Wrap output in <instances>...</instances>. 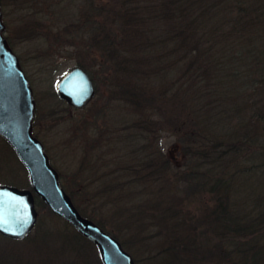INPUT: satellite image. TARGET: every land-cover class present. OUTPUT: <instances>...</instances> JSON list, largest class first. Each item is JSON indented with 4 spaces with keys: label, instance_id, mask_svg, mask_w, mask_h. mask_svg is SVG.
<instances>
[{
    "label": "rangeland",
    "instance_id": "rangeland-1",
    "mask_svg": "<svg viewBox=\"0 0 264 264\" xmlns=\"http://www.w3.org/2000/svg\"><path fill=\"white\" fill-rule=\"evenodd\" d=\"M0 1L6 39L21 61L20 66L28 77L35 101L32 133L43 145L49 163L57 172L59 182L72 199L73 205L101 222L106 230L128 248L125 249L135 264H234L233 252L227 254L219 250L221 244H226V241L220 240L221 236L224 239L228 236V231L224 230L222 223L198 222L206 216L205 213L212 212L206 210L213 207L218 193L208 192L207 186L196 192H187L188 181L184 180L195 163L193 146H180L179 132L173 130L175 127L172 121L162 119L159 122L157 119L160 117L151 113L146 116L149 122H142L145 116L139 115L141 109H133L132 105L123 100L124 92L121 93L120 88L114 87L112 81L107 79V76L111 77L112 72L108 71L106 66L102 68L98 65L103 58L99 55L101 50L97 48L94 39H91L96 37L92 33L100 32L104 27L113 29L114 32L117 27L114 25L112 14H105L106 8L101 5L103 0H48L47 3L45 0ZM82 12L93 18L85 20ZM89 24H93V27ZM131 27L133 28V25ZM119 37L121 34L116 33L112 39L113 47H119L124 53L125 46L118 40ZM75 65L84 66L95 82V96L90 104L82 109L67 105L58 97L55 88L62 74ZM153 81L159 83L160 78H154ZM256 121L253 119L252 123ZM144 127H148V131ZM141 128L145 131L140 130ZM7 148V143L0 136V184L19 189L30 188L27 171ZM246 149H241L245 152L240 156V161L244 160L245 163L249 161L250 154L247 153L252 147ZM200 151L202 150H197ZM159 153L170 159L169 167L161 177L164 183L161 184L164 191L171 192L176 197L174 211L169 209L166 213H159L161 210L156 208L148 211L141 207L140 214L133 215V211H126L123 218L113 213L108 206L99 207L101 199L104 201L111 196L110 193L104 192V183L100 184V180L95 182L96 176L100 179L101 174H109L108 166L113 165V160L118 158L121 162L126 161L134 165L136 162L155 159ZM245 163L240 162V167L244 170L251 169L252 165ZM197 164L201 168L200 171H203L210 167V164L216 163L201 158ZM233 173L230 166L217 167L207 173L208 183L219 177L234 178V190L231 195L238 201V207L249 205L254 199H258V189L255 193L253 190L248 192L250 187L248 189L247 185H255L258 182L260 177H257V173ZM239 176L249 177L244 181L242 192L237 190L241 179H237ZM260 179L264 182V173ZM146 184H150L152 189L154 182L148 180ZM146 184H138L139 189L146 188ZM111 185L112 190L117 188L115 190L122 193L120 195L125 199L123 203H129V206L142 203L155 194V189H152V193H138L137 185L129 183L126 179L123 183L124 189H120L121 183L113 182ZM225 187L224 184V190ZM227 190L230 191V186ZM90 193H94L96 197H91ZM151 200L149 198V201ZM36 209L37 221L25 240H13L0 235L2 251L14 256H24L27 253L21 251L31 244L34 249H30L36 254L29 256L38 259L36 264L50 259L51 256L47 255V252L51 250L54 259L52 264H102L96 246L89 240L80 239L76 230L66 220L53 213L46 204L37 203ZM121 213L122 211H119V214ZM175 213L179 222L192 226L184 231L191 240L181 238L182 244L190 246L171 260L168 255L172 246L180 244L173 235L183 232L172 226ZM58 234L71 242L76 251L69 248L70 251L66 249L63 253L62 244L65 243L60 241V238L54 240ZM42 237L53 239L51 246L54 249L43 251L35 246L36 241ZM178 247L180 246L176 249Z\"/></svg>",
    "mask_w": 264,
    "mask_h": 264
},
{
    "label": "trees",
    "instance_id": "trees-1",
    "mask_svg": "<svg viewBox=\"0 0 264 264\" xmlns=\"http://www.w3.org/2000/svg\"><path fill=\"white\" fill-rule=\"evenodd\" d=\"M45 1L47 3L48 0ZM101 5L106 8V15L112 14L117 27L114 32L104 27L100 32L92 33L96 37L91 39L101 50L99 55L103 58L98 65L102 68L106 66L112 72L107 79L114 87L120 88L121 93L124 92L123 100L133 109H141L139 115L145 116L142 122L148 123L146 116L151 113L161 118L157 119L159 122L162 119L172 121L173 130L179 132L176 134L180 146H193L195 163L184 181H188L187 192H196L207 186L208 192L218 193L213 207L206 210L212 212L205 213L206 216L198 222L222 223L228 236L225 239L219 237L226 241L225 245L219 246V250L227 254L233 252L234 264H264V182L260 179L264 173V0H103ZM81 15L85 20L93 18L84 12ZM89 25L93 27V24ZM116 33L121 34L118 40L125 46L124 53L119 47H113L112 39ZM154 78H160V82L155 83ZM253 119L257 121L252 123ZM144 129L148 131V127ZM7 146L13 152L8 143ZM247 147H252V150L247 153L250 157L245 163L240 161V156L245 152L241 149ZM198 149L202 151L197 152ZM201 158L216 164L200 171L197 161ZM113 162L108 166L110 175L101 174L100 179L96 176L95 182L100 180V184L104 183V192L111 196L104 201L101 199L99 207L108 206L123 218L126 211L140 214L141 207L148 211L156 208L161 210L159 213H166L169 209L174 211L176 197L164 191L161 184L164 183L161 177L169 167L170 159L159 153L155 159L134 165L121 162L118 158ZM240 162L252 165L251 169H242ZM225 165L232 168L233 174L257 173L260 177L258 182L247 185L248 189L250 187L248 192L253 190L255 193L258 189L259 198L249 205L238 207V201L231 195L234 178L219 177L208 183L207 173ZM107 177L114 179L107 180ZM244 178L239 180L237 190L240 192L245 186L244 181L249 179ZM125 179L137 185L138 193H152L155 189V194L149 197L152 200L148 198L142 203L125 205L122 193L115 190L117 188L112 190L111 185L113 182L121 183L120 189H124ZM148 180L154 182L152 189L150 184H146ZM140 183L146 184V188L140 190ZM229 186L230 191L227 190ZM90 194L96 197L94 193ZM37 203L45 204L35 196V205ZM76 209L81 216L115 238L92 215ZM173 221L172 226L183 232L173 235L180 244L172 246L168 255L171 260L190 246L182 244L180 239L191 240L184 231L192 228L179 222L176 213ZM78 236L84 238L79 233ZM57 238L65 243L62 244L63 253L66 249L70 251L69 248L76 251L63 235H56L54 240ZM54 240L42 237L34 245L44 251L52 248ZM120 244L125 251L128 249ZM1 246L0 241V264H36L38 261L29 256L36 254L31 244L21 251L27 253L24 256L8 254L2 251ZM177 246L180 247L176 249ZM51 251L47 252L51 260L42 264H52Z\"/></svg>",
    "mask_w": 264,
    "mask_h": 264
},
{
    "label": "water",
    "instance_id": "water-1",
    "mask_svg": "<svg viewBox=\"0 0 264 264\" xmlns=\"http://www.w3.org/2000/svg\"><path fill=\"white\" fill-rule=\"evenodd\" d=\"M1 18L0 9V136L27 169L31 190L0 185V235L22 240L31 232L38 216L36 194L53 213L97 247L103 264H135L117 239L79 214L61 187L43 145L32 135L35 109L32 89L3 36ZM55 88L58 97L75 109L87 105L94 96L93 83L80 66L65 72Z\"/></svg>",
    "mask_w": 264,
    "mask_h": 264
},
{
    "label": "flooded vegetation",
    "instance_id": "flooded-vegetation-1",
    "mask_svg": "<svg viewBox=\"0 0 264 264\" xmlns=\"http://www.w3.org/2000/svg\"><path fill=\"white\" fill-rule=\"evenodd\" d=\"M5 26H4V29H3V34H4V36H5ZM9 45V44H8ZM10 47V46H9ZM11 48V47H10ZM11 50H12V48H11ZM13 51V50H12ZM13 53H14V51H13ZM15 54V53H14ZM16 55V54H15ZM16 57H17V55H16ZM17 59H18V62H19V66L21 65V61L19 60V58L17 57ZM20 68H21V66H20ZM81 68H83V67H81ZM22 69V68H21ZM84 69V68H83ZM86 72H87V74L89 75V73H88V71L86 70V69H84ZM22 71H23V69H22ZM23 73H24V71H23ZM24 75H25V73H24ZM25 77L27 78V80H28V77L25 75ZM89 77H90V79H91V81H92V83H93V87H94V93H96V90H95V82H94V80H93V78L91 77V75H89ZM28 83H29V80H28ZM30 85V84H29Z\"/></svg>",
    "mask_w": 264,
    "mask_h": 264
}]
</instances>
